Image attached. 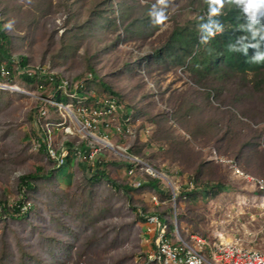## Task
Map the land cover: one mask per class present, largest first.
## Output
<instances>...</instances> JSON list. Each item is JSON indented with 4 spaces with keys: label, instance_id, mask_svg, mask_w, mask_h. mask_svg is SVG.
<instances>
[{
    "label": "rangeland",
    "instance_id": "obj_1",
    "mask_svg": "<svg viewBox=\"0 0 264 264\" xmlns=\"http://www.w3.org/2000/svg\"><path fill=\"white\" fill-rule=\"evenodd\" d=\"M155 3L156 0H0V26L8 37L3 42L2 53L15 63L20 57H26L29 65L49 64L71 76L82 77L84 72L93 69L99 77L115 83L117 91L126 96V108L134 107L136 118L125 123L133 135L123 130L120 134L109 131L110 142L126 147L128 153L140 148V153L133 155L146 165L160 169L175 163L186 173H194L202 160L213 161L211 151L215 150L218 157L237 156L245 172L264 178V136L254 139L252 134L257 145L247 148L242 156L238 150L251 136L239 138L229 129L227 137L220 138L229 125L226 124L229 116L224 111L235 105L247 116H253L255 123L264 122L262 94H249L255 79L252 72L244 77L249 83L239 104L242 78L235 71L223 81L213 75L199 83L198 76L175 65L172 58L164 56L155 60L153 56L163 50L175 27L191 26L197 19L205 0H173L167 10L169 19L163 25L153 24L148 15ZM105 19L109 24L101 26ZM10 21L14 23L8 29L5 25ZM14 85L21 92L6 90L10 93L0 97V202L10 212L22 202L20 213L27 215L23 219L0 218V264H146L152 237L145 232L138 216L158 206L150 202L152 191L135 194L122 189L110 190L106 185L90 186L85 178L97 163H84L76 157L68 158L69 173L73 175L69 184L62 187L54 180H45L32 191L19 187L21 176L37 168L43 173L54 172L57 167L44 150L34 149L38 130L33 113L39 94L21 83ZM208 92L213 105L206 104ZM189 105V115H186ZM217 107L223 112L214 114L212 108ZM124 113L121 109L117 117L120 122ZM209 115L221 119L215 134L212 129L192 125ZM70 121L67 119L66 125L74 134L65 135L58 128L52 136L54 146H66L71 137H76L75 147L81 141L92 147L94 144L89 139L76 132L78 123ZM140 129L147 134L140 135L139 142H128L138 137ZM101 152L99 155L104 160L130 162L113 153ZM109 170L115 184L122 185L128 180L125 166L109 167ZM223 171L216 164L204 177L223 182ZM67 173L68 168L64 167L58 172V180L64 182ZM170 179L173 182V177ZM239 181L246 191L227 190L217 199L197 195L187 204L177 206L170 191L171 198L159 205L172 210L162 217L167 220L173 243L180 245L171 222L173 213L180 208L186 218L184 230L195 227V222L204 236L214 227L213 222L220 220L218 217L229 213L232 216L230 236L252 234L255 240L250 245L264 249L262 220L249 222L254 212L239 215L236 207L238 198L245 197L241 194L257 193V190L253 184ZM180 233L192 243L188 234L184 235L183 230Z\"/></svg>",
    "mask_w": 264,
    "mask_h": 264
},
{
    "label": "trees",
    "instance_id": "obj_2",
    "mask_svg": "<svg viewBox=\"0 0 264 264\" xmlns=\"http://www.w3.org/2000/svg\"><path fill=\"white\" fill-rule=\"evenodd\" d=\"M201 9H202L201 14L197 16V19H195L192 22L191 26L179 25L173 29L172 33L168 38L167 43L164 45L163 50L157 51L153 56V58L155 60H160L164 58V56L172 58L175 65H178L180 67H185L189 71H192L193 75L198 76L199 79L196 80L199 83L205 80H209L210 78H212L210 76L213 75L219 76L216 78L223 81L225 80V78H227L226 77L227 75L235 71L237 74H240V77L242 78V83H241L242 95L240 96L239 104L241 103V98L244 97V95L247 93V91H245L244 88L249 83V81H247L244 77L247 73L252 72L253 77H255V79H253V84H252L253 87H250L249 94L253 95L255 93H259V94L261 93L262 99L264 101V64H253L249 62V58L255 57L257 55H264V8H262L257 13L255 22H253L249 18L248 14L244 11V5L237 4L235 0H229V2L224 3L223 8H221L217 12V14L213 15V17L210 18L207 17V15L210 14L209 4L207 0H205V5H203ZM113 21H115V19H113ZM105 24L107 25L109 24L108 19H105L103 25L101 26H104ZM199 26L203 27L204 31L202 32V35L205 36L208 35L209 30L215 32L217 28H223L224 33L216 35L215 38H212L207 44H204L200 42ZM7 40L8 37L3 33L0 26V66H3L9 72L8 76L0 75V83L11 86H13L15 83H21L25 88L29 90H34L35 79L28 78L26 76H20L22 78H17V76L15 75V61H13V59L10 58L8 55H3L4 53L3 42H6ZM228 45H231L236 50V52L230 51ZM252 45H256L257 47H252ZM246 46H247V56L242 54ZM18 61H19L18 64L22 67L35 66V65H29L26 57H20ZM40 65L47 66V68L50 71H54L56 77H58L59 79L64 77L70 80H78L82 77H87L85 75L89 73L91 78L89 81H87V90L79 91L77 93L79 96H82L84 94H88L90 96V91H94V93H96L97 96L114 97L117 103L122 107V110L125 111V114H127V116L128 115L130 116L131 118L130 122L132 121L133 118L134 119L136 118V112L134 111V107L131 108L129 107L130 109L126 108L128 106L125 100L126 96L122 95L117 91V88H115L116 86H114L116 84L112 83L111 81H106L102 77H99V75H97L93 69H89L88 72H84V75L82 77H79L80 75H74V76L66 75L61 71H57L55 67L49 64L46 65L40 64ZM37 82L39 84H43L45 87V91L41 92L42 96H46L48 93L52 92L55 89V84H49L46 79H39L37 80ZM8 92L9 91L0 89V97L7 96ZM210 96H211L210 92H208L205 96L207 100L206 101L207 105L212 104ZM95 98H96L95 95L90 96L89 102L93 101V99ZM54 100L57 102L66 103L67 97L58 92L57 94L54 95ZM40 104H41L40 101L35 100V106L38 107ZM190 105L187 109L186 115H189L188 111L190 109ZM47 109L52 114L51 120L59 121L61 119L54 106L47 105ZM212 109L215 112L214 114L223 112L220 111L218 107ZM224 112H226V114H228L229 116L226 123L229 125L228 128L222 133L220 138L225 139L227 137V134L229 133V129L231 130L230 133L231 132L233 134L237 133L239 138L251 136V140L248 141L244 140L247 143H243L242 144L243 146H241V148H239L238 150L239 154L242 156L247 148L250 147L253 148L254 146L257 145L256 143H253V140L255 138L258 139L260 136L262 137L264 136V122L260 124L255 123L253 116L251 115L247 116L246 112L241 109H238L236 105L228 110H225ZM33 114L35 116V113ZM222 118H225V116H223ZM220 120L221 119L215 115H209L206 120L197 119V121L192 123V125H195L196 127L202 126L208 129H212V133L215 134L214 129L217 130V126L220 124ZM144 132L145 130L144 131L141 129L138 130L137 132L138 137H136V139L134 138L132 140H129L128 142L132 141L133 143L134 140H138L139 142V136L144 134ZM247 132H249L250 135H248ZM256 132L258 135L255 134ZM33 134L35 135V133ZM252 134L255 136H253ZM252 136L254 139H252ZM38 139L39 138L37 136V140ZM70 139L71 142H67V145L70 148H74L75 147L74 142H76L78 138L71 137ZM76 148L80 149L83 152L89 151V146L84 141L79 142L78 147ZM40 149L44 150L42 144L40 145ZM213 151L215 150H212L211 154ZM130 153L131 155L139 154L140 148H133ZM71 157H75L73 151H71ZM100 158H101L100 161L102 163L100 165H98L97 163V167L94 168V170H91L89 176L85 178L88 185L94 187L106 185V187L110 190L122 189L126 193L133 192L135 194L136 193L140 194L146 191L147 192L152 191L157 195L160 202H165L167 201V199L171 198L170 190L168 188H165L164 182L161 179H154L148 177L142 174V172L139 169L135 170L133 175L128 176V180L125 181L122 185L115 184L110 179L109 167L119 168L125 166L126 169L128 170L129 168L132 167V164L128 161L119 160V159L117 160L122 162H115L114 160L116 159L104 160L102 155L100 156ZM220 158L233 160L239 166V168L245 172V170L241 167L239 160L237 159L238 158L237 156L229 157L225 155H220ZM216 164H219L220 167L222 166L224 168L221 177L224 181H227L226 183H224V181L215 182L213 180H209L208 177H204L207 173L210 172L212 167L215 166ZM64 167L68 168V173H67L68 175L66 179H64V182H61L60 180H58V172L63 170ZM156 170L164 173L169 178L173 177V180L177 176L180 177L181 191L177 193L175 196L176 206L181 203L187 204L189 201H191V199L195 198L197 195L207 196L210 199H217L219 195L225 193L227 190L230 191L231 189H236V190L246 191L240 184L241 182L239 180L241 179L235 177L232 171L228 169L227 165L214 160L213 161L202 160L195 167L196 172L194 173H186V171L181 170V168L175 163H173V166L163 165L162 167H160V169H156ZM72 177L73 175L69 173V162L67 159L65 164L61 167H57L54 172L46 171L45 173H43V170H41V168H37L33 173L21 176L19 178V187L26 188L28 191H32L36 188V185L45 182V180L47 181L51 180V182L52 180H54L57 185L63 187L72 181ZM136 177H141L146 181L140 188L132 187V181ZM189 183H191L192 189H190ZM198 190H201L199 191L200 194L198 193ZM22 204L23 203L20 202L18 206L14 207L13 210L10 212L6 208L4 203L0 202V218H2V216L3 218H5L6 216L15 219L25 218L27 214L20 213V207H22ZM170 209H165L163 206L158 205L150 209V211L146 213H141V215L139 214L138 217L140 218L141 223H143L144 225L146 222L147 215L151 213H155L165 217L166 213H172V210ZM182 212L183 210L177 208L176 214H177V223H178L179 231L183 230L184 235L186 234L203 235L202 232H200L199 229L200 226L198 227L195 222H193L195 227L193 226L189 227V231L184 230L182 225L186 223L185 221L186 218H184L185 215L183 216ZM81 222L83 223V220H81ZM152 248H153V244H152ZM146 264H147V255H146ZM149 264H153V263H149Z\"/></svg>",
    "mask_w": 264,
    "mask_h": 264
},
{
    "label": "built area",
    "instance_id": "obj_3",
    "mask_svg": "<svg viewBox=\"0 0 264 264\" xmlns=\"http://www.w3.org/2000/svg\"><path fill=\"white\" fill-rule=\"evenodd\" d=\"M0 75L8 76L9 72L3 66H0ZM15 75L17 78L26 76L35 79L34 91L39 94L36 98L41 104L35 108L34 124L38 130L37 136L39 139L36 141L34 149L40 148L42 144L47 156L55 163L56 167L65 164L66 160L71 157V151L74 152L79 161L88 164L100 163L101 155L99 154L103 153L101 151L113 153L120 159H128L132 164V167L127 171L128 176L133 175L135 170L140 169L142 174L148 177L161 179L165 183V188L171 191L173 204L176 205L175 196L181 191L179 177L172 182V179L164 173L146 165L136 156L130 155L126 147L121 146V148L110 142L109 131L120 134V131L123 130L124 133L133 135L125 124L126 122L130 123L131 118L129 115L122 114L123 121L121 122L117 119L122 107L116 99L111 96H97L94 91H90V96L95 95L96 98L89 102L90 96L88 94L82 96L77 94L79 91L87 90V81L90 80V75L78 80H70L64 77L59 79L47 66L22 67L18 63H15ZM39 79H46L49 84H55V89L46 96H42L41 92L45 91V87L37 82ZM0 89L21 92L16 85L11 86L0 83ZM58 92L67 97L66 103L54 100V95ZM22 94L32 96V94L24 91H22ZM47 105L55 107L61 118L59 121L51 120V112L47 109ZM67 119L72 122L76 121L78 123V130L75 129L76 132L94 144L89 147V151L83 152L76 147L70 148L68 145L60 148L54 146L52 136L58 128H62L65 135L74 134L71 127L66 125ZM146 132L144 133L147 134ZM145 134L142 135L145 136ZM212 155L214 156L210 157L211 160L224 163L235 177L255 186L257 193L241 194L246 198H238L236 207L240 211L239 215H246L250 210L254 212V215L249 217V222H256L261 219L264 224V202L261 201L264 200V178L245 173L233 160L216 156L215 151L212 152ZM145 182V179L136 177L132 181V187L140 188ZM189 184L190 189H192L191 183ZM150 202L153 206L164 204L159 202L155 193L151 194ZM255 216H257V219ZM171 221L175 227V238L180 245L174 244L173 238L168 235L166 218L155 213L146 216L145 232L151 235L153 244L151 252L147 255V264H264V249H258L250 245V242L255 240L252 234L249 237H246L248 233H241L243 236L234 233L230 236L232 216L229 213H226L220 220L214 221V227L208 234L204 236L188 234V238L192 243L187 242L181 235L176 212L173 213ZM243 232L246 233L245 230Z\"/></svg>",
    "mask_w": 264,
    "mask_h": 264
},
{
    "label": "clouds",
    "instance_id": "obj_4",
    "mask_svg": "<svg viewBox=\"0 0 264 264\" xmlns=\"http://www.w3.org/2000/svg\"><path fill=\"white\" fill-rule=\"evenodd\" d=\"M209 4V12L212 15L217 14V12L223 8L224 3L229 2V0H207ZM237 4L244 5V11L248 14L249 18L255 22L257 13L264 8V0H235ZM173 4V0H156V3L152 5L151 9L148 12L151 22L155 25H163L169 19L167 15L168 8ZM14 22L10 21L6 28L11 29ZM200 31V42L207 44L212 38H215L218 34H223V28H217L215 32L209 30L208 35H202L204 31L202 26H199ZM252 47H257L252 45ZM230 51L236 52V50L228 45ZM243 55L247 56V46L244 48ZM249 62L253 64H264V55H257L255 57L249 58Z\"/></svg>",
    "mask_w": 264,
    "mask_h": 264
},
{
    "label": "bare ground",
    "instance_id": "obj_5",
    "mask_svg": "<svg viewBox=\"0 0 264 264\" xmlns=\"http://www.w3.org/2000/svg\"><path fill=\"white\" fill-rule=\"evenodd\" d=\"M261 201H262V202H264V200H263V199H262Z\"/></svg>",
    "mask_w": 264,
    "mask_h": 264
}]
</instances>
